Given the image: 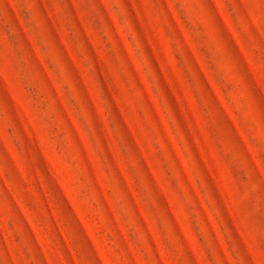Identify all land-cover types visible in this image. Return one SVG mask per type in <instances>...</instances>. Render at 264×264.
Segmentation results:
<instances>
[{
  "label": "rangeland",
  "instance_id": "1",
  "mask_svg": "<svg viewBox=\"0 0 264 264\" xmlns=\"http://www.w3.org/2000/svg\"><path fill=\"white\" fill-rule=\"evenodd\" d=\"M0 264H264V0H0Z\"/></svg>",
  "mask_w": 264,
  "mask_h": 264
}]
</instances>
